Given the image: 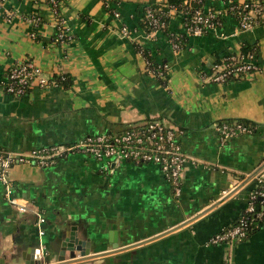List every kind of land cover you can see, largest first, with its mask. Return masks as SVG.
<instances>
[{
  "label": "crops",
  "instance_id": "0c3cea01",
  "mask_svg": "<svg viewBox=\"0 0 264 264\" xmlns=\"http://www.w3.org/2000/svg\"><path fill=\"white\" fill-rule=\"evenodd\" d=\"M48 1L0 0V146L29 153L159 118L180 130L187 159L178 195L151 163L123 161L108 171L74 153L47 166L13 165L12 193L28 210L18 212L8 202L0 180L3 264H26L34 248L40 264H264V220L245 238L209 241L240 218L250 193L264 183L255 178L264 168V23L241 32L226 15L220 28L190 35L174 50L164 32H145L134 15L137 7L167 0H67L61 13L69 39L57 43L58 18ZM205 3L225 7L223 0ZM169 14V32L184 33L179 13ZM134 41L166 62L165 87L146 73ZM246 43L258 45L260 70L226 84L210 80L215 58ZM24 60L48 79L69 75L71 85L6 93L8 70ZM232 118L255 122L256 131L222 140L218 122ZM71 232L89 242L80 249L87 255L72 256L74 241L61 253Z\"/></svg>",
  "mask_w": 264,
  "mask_h": 264
},
{
  "label": "built area",
  "instance_id": "2783aa9c",
  "mask_svg": "<svg viewBox=\"0 0 264 264\" xmlns=\"http://www.w3.org/2000/svg\"><path fill=\"white\" fill-rule=\"evenodd\" d=\"M225 15H233L238 22V30L249 31L257 25L264 23V0H224ZM171 10L178 12L183 26L184 33L190 35H203L205 32L215 30V16L210 10L197 8L187 10L185 2L173 6ZM149 25L152 32H164L167 28L159 16L153 15L148 8ZM119 13L113 11V17L118 18ZM38 17L31 18L33 24L38 22ZM57 28L59 34L55 41L64 43L69 39L66 34L64 21L58 20ZM124 30V29H123ZM125 32V30H124ZM169 44L174 50H180V46L173 38H169ZM166 63L163 69H167ZM260 70L258 60L254 53L240 55L234 53L229 58H223L218 64H214L210 74V80L221 83L229 77H237L242 73L253 74ZM163 71L157 74L162 76ZM51 83H56L53 79H48L42 70L31 60H24L13 65L2 83L6 93L12 96L26 94L28 90L36 85L40 88ZM222 140L238 134L246 133V129L238 124H223L218 127ZM180 130L167 125L159 118H153L141 123L132 124L116 132L102 134H88L78 143L60 146H44L29 153L8 151L0 147V180L3 183L4 191L8 202L13 205L18 212L24 213L28 209L17 197L13 196L12 183L8 173L15 164H28L33 166H44L54 162L57 156L81 153L101 162L105 170L118 166L121 162L127 161L134 164H155L158 165L163 175L172 186L175 195L180 193V173L182 166L187 159V155L182 151L178 139ZM258 182L264 181V168L255 175ZM260 197V201L258 200ZM258 206V207H257ZM37 221L44 222V217L36 212ZM264 216V190L252 191L249 195L247 205L237 223L212 235L209 239L211 243L217 244L221 241L240 239L245 236V230L250 222L255 218Z\"/></svg>",
  "mask_w": 264,
  "mask_h": 264
},
{
  "label": "trees",
  "instance_id": "16d2710c",
  "mask_svg": "<svg viewBox=\"0 0 264 264\" xmlns=\"http://www.w3.org/2000/svg\"><path fill=\"white\" fill-rule=\"evenodd\" d=\"M182 2H185V7L187 10H194L197 8H201L202 10H210L211 12L214 13V16H215V19H214L215 26L217 28H220L222 26V24L225 20V16H226L224 14L223 10L217 11L214 7L206 8L207 6L205 3V0H167V3L165 5L158 4V3H151V4L148 3V4H145L141 7H137L135 9L134 15H135V17H137L139 28L143 29L147 33L151 32V28H150L149 20H148L149 16H147V11H146L149 8L152 11L153 15L159 16L161 21L164 22L165 25L167 26V28L164 30L163 34H165L167 36V38H173V40L179 44L180 49H182L185 46L186 42L188 41L189 36L186 35L185 33H180L177 35L172 34L168 30L169 18H170V14H169L170 8L173 6H178V4H180ZM48 4L53 9L56 18H58L57 22H56L55 32L53 35V40L55 41L57 35L59 34V28H57L58 20L60 18H62L61 8L64 6H67L68 2H67V0H49ZM231 16L234 17L233 15H231ZM32 17H36V15H34ZM40 25H41V20L39 18L38 22H36L34 24V26H35V28H38ZM55 42L59 43L58 41H55ZM132 46L136 52H140L141 55L145 58V60H146V73H151V74L155 75L157 77L159 83L161 84V86L165 87L167 85V81H168V74H167L168 68L164 70L163 64L166 62L164 60H157L156 55L152 54V52L150 50L142 47L139 43H137L135 41L132 43ZM238 52L240 53V55H246L248 53H254L256 58H257L258 53H259V48H258L257 44L246 43L239 48ZM234 53H236V52H231V53H227L221 57H216L214 64H218L219 62H221L223 60V58L225 59V58L231 57ZM160 70L163 71L162 76H159L157 74ZM245 77H246V73H242L235 78L229 77L226 80L222 81L220 84H226V83L231 82V81H237L239 79H245ZM52 79L56 82V84L64 86V87H68L72 83L70 76L67 74L55 75L52 77ZM223 124H228V125L238 124V125H240L246 129V133L255 132L256 131L255 126H258L255 122H252V121L247 120L245 118L225 119L223 121L218 122L219 126H221ZM0 147L3 148L2 146H0ZM62 156H65V155L62 154ZM62 156L55 157L54 161H56L59 157H62ZM50 164H52V163H49L47 165H50ZM47 165H44V166H47ZM255 190H257V191L258 190H264V183L258 184V186L255 188ZM262 220H264V216L261 218H255L252 222H250L248 224L246 230H245V236L243 238L248 236L251 233V231L262 222ZM237 221L234 224H232V226H234L237 223ZM232 226H230V227H232Z\"/></svg>",
  "mask_w": 264,
  "mask_h": 264
},
{
  "label": "water",
  "instance_id": "95a60500",
  "mask_svg": "<svg viewBox=\"0 0 264 264\" xmlns=\"http://www.w3.org/2000/svg\"><path fill=\"white\" fill-rule=\"evenodd\" d=\"M260 197H258V200L260 201ZM258 207V206H257ZM73 241H74V243H77V245H76V247H77V249H78V252H77V254H74V252L72 253V256H75V255H78V256H85V255H87L89 252H88V249L85 251V250H83V251H80V249H82L83 247H88L89 246V242H87V241H83V240H79L78 241V239H74V233L73 232H71V234H70V237H67V238H65V241H63L62 242V247H61V253L63 252V250L67 247L68 249H72L73 248ZM33 258L34 259H32L31 261H28V262H26V264H40L41 262H40V251H39V249L38 248H34L33 250ZM59 261H63V256L62 255H60L59 256ZM0 264H3V260H0Z\"/></svg>",
  "mask_w": 264,
  "mask_h": 264
}]
</instances>
